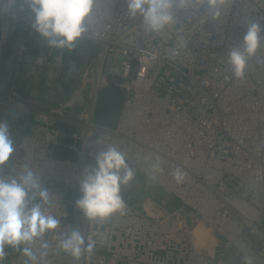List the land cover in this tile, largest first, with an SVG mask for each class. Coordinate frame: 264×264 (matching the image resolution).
Wrapping results in <instances>:
<instances>
[{"label": "built area", "instance_id": "1", "mask_svg": "<svg viewBox=\"0 0 264 264\" xmlns=\"http://www.w3.org/2000/svg\"><path fill=\"white\" fill-rule=\"evenodd\" d=\"M17 4L0 0V60L12 23H20L16 74L0 111L3 117L31 111L40 119L16 135L21 153L8 174L15 178L30 168L51 197L50 205L38 195L33 203L60 221L34 244L20 246L21 253L31 247L40 261L20 254V264H61L66 257L72 264H264V44L248 60L243 77H236L228 63L247 23L264 27V0H225L217 19L206 3L190 4L175 9L174 22L158 32L147 31L140 15L129 14L127 0H95L89 31L79 40L98 45V52L90 63L66 73L63 80L74 78L69 96L44 112L33 107L40 101L39 81L45 75L52 92L63 93V84L51 81L61 74V60L53 62L51 51L29 53L37 31L31 12ZM108 55L120 62L116 77L104 70ZM23 64L33 84L28 98L19 94ZM110 84L120 88L123 99L114 127L93 120L99 90ZM82 103L87 106L79 109ZM67 114L78 117L73 132L61 125ZM93 138L97 152L87 150ZM108 146L124 153L135 175L155 189L140 196L127 191L142 198L140 204L121 192L123 214L89 220L76 203L80 184L85 168ZM64 150L74 154L61 155ZM155 190L171 202L154 217L145 201H155ZM200 223L217 236L213 254L196 245L193 231ZM74 229L85 247L89 239L95 241L92 252L78 260L59 247ZM10 247L5 246L0 264L11 261Z\"/></svg>", "mask_w": 264, "mask_h": 264}, {"label": "clouds", "instance_id": "2", "mask_svg": "<svg viewBox=\"0 0 264 264\" xmlns=\"http://www.w3.org/2000/svg\"><path fill=\"white\" fill-rule=\"evenodd\" d=\"M21 3L32 14V27L50 46L69 50L89 31L95 6V0H21ZM197 3H206L211 17L217 19L225 0H127V7L131 16L142 17L147 31L158 32L174 22L175 9ZM262 44L264 27L255 21L248 22L242 43L228 53V63L236 77H243L248 60ZM14 151L9 125L0 122V166ZM153 167L158 169L159 166ZM84 172L81 196L76 203L85 217L103 220L116 212L123 214L121 185H127L135 175L124 153L115 146H108L98 152L95 164L86 167ZM174 175L178 181L182 179L179 170ZM37 195L43 204H51L48 190L41 187L35 173L27 166L15 178L0 177V259L5 255L6 245L20 250L21 245H32L47 231L59 227V219L46 214L41 203H33ZM94 244L95 241L89 239L85 247L84 237L74 229L60 240L59 247L78 260L83 252L91 253ZM40 248L46 250L48 244L42 242ZM22 252L31 261L37 259L31 247H23ZM46 254V251L40 253L41 257Z\"/></svg>", "mask_w": 264, "mask_h": 264}, {"label": "crops", "instance_id": "3", "mask_svg": "<svg viewBox=\"0 0 264 264\" xmlns=\"http://www.w3.org/2000/svg\"><path fill=\"white\" fill-rule=\"evenodd\" d=\"M106 91L108 93V101L110 100V102L107 104L109 105V110L107 111V113L103 116H95V112H94V116H93V120L100 125H104V126H108V127H114L116 126V124L118 123L119 120V115H120V111L122 108V93L121 90L118 86H116L115 84H110L106 87H103L102 89L99 90V95L101 94V92ZM98 95V96H99ZM100 102V96H99V101ZM86 103L85 104H79L77 105V107L83 108L86 107ZM33 107H37L39 109H42L41 111H45L47 109H50L51 106L45 104L43 101H35L33 104ZM2 108H0L1 110ZM32 114H35L31 111H27L25 116L23 114L22 111H16L13 112V114L11 116H4L1 122H6L9 125V132H11L10 134V138L13 141V145H14V149L15 151L12 153V155L10 156L9 160L7 161V163L5 165L0 166V177L6 178V179H11L9 174H8V168L10 166V164L19 157L21 150L19 147V141L16 137V135L18 134H25L29 131V124L30 123H34L36 121H38L37 119H40L39 116H32ZM35 117V118H34ZM52 117L49 116L48 120L51 122L52 121ZM64 122H61V125L68 130V132H73L74 130H76L77 128H79V126L77 125V120L78 117L77 116H63ZM36 120V121H35ZM67 122V123H65ZM70 141V138H65L63 142H65L64 144H68ZM87 150L88 151H94L97 152L98 151V147H97V142L96 139L93 138L89 141L88 146H87ZM73 152L70 151H62L61 155L67 156V155H73ZM122 187L124 189H121V192L127 196V194H125V187L124 185H122ZM156 195V196H155ZM142 196V195H141ZM152 197H154L156 202H162L161 200L159 201L158 198L160 197V194L157 191H153V195ZM131 201L137 204H140V202L142 201L141 199H136L134 197H130ZM140 198V197H138ZM168 208H170V206H168ZM9 252L12 253L10 254V262H8V264H20V256L23 254L20 252V250L14 249L13 247L9 248ZM21 254V255H20ZM23 256H25L23 254ZM25 258H27V256H25Z\"/></svg>", "mask_w": 264, "mask_h": 264}, {"label": "trees", "instance_id": "4", "mask_svg": "<svg viewBox=\"0 0 264 264\" xmlns=\"http://www.w3.org/2000/svg\"><path fill=\"white\" fill-rule=\"evenodd\" d=\"M99 46L96 44H90L84 40H78L75 43L74 48L69 50L68 48H57L50 46L45 38H43L38 32L34 37L29 40V53L31 55H36L41 51H51L53 55V62L60 59V70L61 74L55 77L53 82L59 81L63 84L64 92H52V87L47 82V77L43 75L39 81V92L40 101L45 104L53 106L60 101L65 100L73 88L74 78L69 77L67 80H63L64 76L68 71L75 72V70L80 69L82 66L91 62L96 53L98 52ZM45 73V70H44ZM20 81L19 94L23 98H28L32 91V79L29 76V66L27 64L21 65L18 70ZM50 80V79H49ZM63 80V81H62ZM71 198V196H70Z\"/></svg>", "mask_w": 264, "mask_h": 264}, {"label": "rangeland", "instance_id": "5", "mask_svg": "<svg viewBox=\"0 0 264 264\" xmlns=\"http://www.w3.org/2000/svg\"><path fill=\"white\" fill-rule=\"evenodd\" d=\"M119 60L117 61V58H114L113 55H108L107 57V60H106V63H105V66H104V70L109 73L110 75H112V77H116V74H118V71H119ZM100 96V102L97 103L96 105V108H95V116H103L104 113L106 114L107 111L109 110V105H107L110 100L108 101V93L106 91L104 92H101V94L99 95ZM86 100V96H85V93L83 94L82 96V101L84 102ZM107 102V104H106ZM7 162H5L6 164ZM4 164V165H5ZM125 187V194H127V196H125L126 198L128 197L129 193L132 195V196H140V194L142 193H147V192H150L155 189L153 188L152 190H150L149 186L146 185L145 181L143 180L142 177H140L139 175H134V178L127 184V185H124ZM157 191V190H155ZM159 194H160V197L158 198V200L162 201L161 203L159 202H155L154 200H150V201H145L146 203V209L148 211V213L151 215V216H157V212L161 209H169L168 206H170V202H171V198L167 195H165L164 193H160L159 191H157ZM153 195V193H152ZM156 196V195H155ZM129 197H131L129 195ZM198 227H202L203 229H208V231H210V235L208 236V244H206L204 246L203 243H198V246L202 247V248H205L207 251L211 250L212 251V254L214 253L215 251V245L218 243V239H217V236L209 229V226L204 224V223H200V224H197ZM195 235V233H194ZM196 236V235H195ZM196 239H197V236H196ZM202 244V245H201ZM211 254V253H210ZM67 258V257H66ZM62 258V260L60 261L61 264H72L71 263V260H68L69 258Z\"/></svg>", "mask_w": 264, "mask_h": 264}, {"label": "water", "instance_id": "6", "mask_svg": "<svg viewBox=\"0 0 264 264\" xmlns=\"http://www.w3.org/2000/svg\"><path fill=\"white\" fill-rule=\"evenodd\" d=\"M17 8L20 11H25L26 7L22 6L21 0H18ZM20 23L15 20L10 31L7 34L5 46L2 52L0 60V102L8 94L9 89L12 86L16 69H17V42L19 40L20 31L18 30ZM0 108L2 104L0 103ZM3 119V114L0 111V122ZM40 258L37 257L38 263Z\"/></svg>", "mask_w": 264, "mask_h": 264}, {"label": "bare ground", "instance_id": "7", "mask_svg": "<svg viewBox=\"0 0 264 264\" xmlns=\"http://www.w3.org/2000/svg\"><path fill=\"white\" fill-rule=\"evenodd\" d=\"M210 231H208V229H203L202 227H198L196 226V228L194 229L193 231V234L195 233V235L197 236V239H196V236L194 235V238H195V242H196V245H198V243H203L204 246L206 244H208V236L210 235L209 233ZM202 245V244H201ZM207 246V245H206ZM209 253L212 254V251L209 250Z\"/></svg>", "mask_w": 264, "mask_h": 264}]
</instances>
